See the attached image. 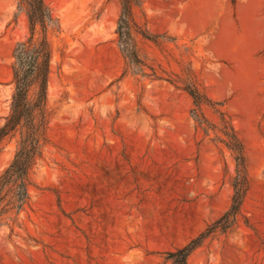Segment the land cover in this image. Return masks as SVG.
<instances>
[{
	"label": "rangeland",
	"instance_id": "1",
	"mask_svg": "<svg viewBox=\"0 0 264 264\" xmlns=\"http://www.w3.org/2000/svg\"><path fill=\"white\" fill-rule=\"evenodd\" d=\"M46 2L59 22L50 32L48 140L29 205L0 228V264H170L168 250L232 203L236 162L218 110L244 145L248 190L237 221L189 264H264V0H136L135 18L156 40L138 33L137 47L162 78L127 66L120 0ZM28 34L17 0H0V125L13 49ZM185 81L213 102L202 108L208 133ZM15 148V138L3 143L0 171Z\"/></svg>",
	"mask_w": 264,
	"mask_h": 264
},
{
	"label": "trees",
	"instance_id": "2",
	"mask_svg": "<svg viewBox=\"0 0 264 264\" xmlns=\"http://www.w3.org/2000/svg\"><path fill=\"white\" fill-rule=\"evenodd\" d=\"M120 3L121 12L116 33L127 66L144 75L162 78L139 53L136 42L138 33L156 40L141 30L134 14L136 0H120ZM17 10L25 13L29 34L25 39L18 41L13 49L14 90L9 111L0 125V148L7 139H16L14 155L0 171V228L8 224L10 219L14 221L30 203V174L42 156L43 146L48 140V86L53 56L50 32L59 27L58 19L53 15L46 0H17ZM183 88L193 99L194 119L208 133L212 126L202 108L203 105H212L213 102L189 81L184 82ZM218 111L221 124L218 130L224 135L221 141L233 152L236 162L232 203L224 215L199 235L180 247L168 250L165 257L170 264H189V256L205 239L218 231L227 230L235 223L247 195L248 174L244 145L225 112Z\"/></svg>",
	"mask_w": 264,
	"mask_h": 264
}]
</instances>
